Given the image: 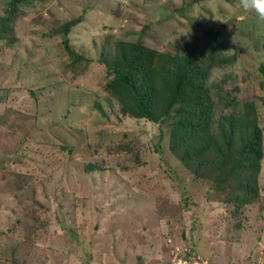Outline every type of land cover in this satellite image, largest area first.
<instances>
[{
  "label": "rangeland",
  "instance_id": "obj_1",
  "mask_svg": "<svg viewBox=\"0 0 264 264\" xmlns=\"http://www.w3.org/2000/svg\"><path fill=\"white\" fill-rule=\"evenodd\" d=\"M12 1L0 0V16ZM7 25L0 264H264V21L239 0H19ZM120 40L201 62L224 44L206 84L216 114L253 105L255 202L225 201L229 164L195 174L171 152V115L136 117L109 93L103 62Z\"/></svg>",
  "mask_w": 264,
  "mask_h": 264
},
{
  "label": "trees",
  "instance_id": "obj_2",
  "mask_svg": "<svg viewBox=\"0 0 264 264\" xmlns=\"http://www.w3.org/2000/svg\"><path fill=\"white\" fill-rule=\"evenodd\" d=\"M18 1L10 2V8L0 16V36L10 29L7 24ZM77 23L66 22L61 32L67 35ZM67 49L74 59H84ZM217 53L201 62L190 52H160L141 42L120 40L114 58L103 63L112 75L107 90L121 101L124 110L154 123L171 115L169 148L190 170L198 174L215 165L220 172L229 164V169L220 173L235 181L234 195L225 197V201L233 203L238 211L259 197L261 130L251 103H238L230 114H216L206 83L210 69L224 61L217 58Z\"/></svg>",
  "mask_w": 264,
  "mask_h": 264
},
{
  "label": "clouds",
  "instance_id": "obj_3",
  "mask_svg": "<svg viewBox=\"0 0 264 264\" xmlns=\"http://www.w3.org/2000/svg\"><path fill=\"white\" fill-rule=\"evenodd\" d=\"M240 7L255 13L260 21H264V0H239Z\"/></svg>",
  "mask_w": 264,
  "mask_h": 264
},
{
  "label": "built area",
  "instance_id": "obj_4",
  "mask_svg": "<svg viewBox=\"0 0 264 264\" xmlns=\"http://www.w3.org/2000/svg\"><path fill=\"white\" fill-rule=\"evenodd\" d=\"M191 256V255H190ZM191 258L187 259H181L178 264H206L205 261L200 258V257H193V261H190Z\"/></svg>",
  "mask_w": 264,
  "mask_h": 264
}]
</instances>
